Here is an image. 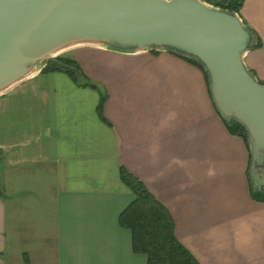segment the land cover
<instances>
[{"label":"crops","instance_id":"1","mask_svg":"<svg viewBox=\"0 0 264 264\" xmlns=\"http://www.w3.org/2000/svg\"><path fill=\"white\" fill-rule=\"evenodd\" d=\"M239 15L261 42L245 65L264 83V0H243ZM66 54L106 93L102 117L99 91L62 70L0 95V264H146L119 224L134 197L121 167L169 210L199 264H264L248 145L228 131L207 73L168 51Z\"/></svg>","mask_w":264,"mask_h":264},{"label":"water","instance_id":"2","mask_svg":"<svg viewBox=\"0 0 264 264\" xmlns=\"http://www.w3.org/2000/svg\"><path fill=\"white\" fill-rule=\"evenodd\" d=\"M254 42L239 13L204 0H0V95L79 46L192 57L220 115L246 130L248 175L264 193V84L244 62Z\"/></svg>","mask_w":264,"mask_h":264},{"label":"trees","instance_id":"3","mask_svg":"<svg viewBox=\"0 0 264 264\" xmlns=\"http://www.w3.org/2000/svg\"><path fill=\"white\" fill-rule=\"evenodd\" d=\"M229 12H240L243 0H204ZM252 33L251 29L247 27ZM261 45L255 39L251 48ZM186 61L197 65L204 72L202 64L192 57H186L178 52L167 50ZM151 52L158 53L152 49ZM62 70L79 85L95 88L97 85L86 78L81 66L75 59L63 53L46 62L41 71ZM250 71V70H249ZM251 72V71H250ZM252 73V72H251ZM260 81V80H259ZM264 84L262 81H260ZM106 93L99 91L97 112L102 117V107ZM228 131L241 137L247 144V132L244 127L234 120L226 121ZM121 181L133 193L131 202L119 214V224L131 233V246L135 253L146 257V264H199L191 252L177 239L175 222L169 210L145 187L137 177L127 169L120 168ZM256 195L264 200V193L255 189Z\"/></svg>","mask_w":264,"mask_h":264},{"label":"rangeland","instance_id":"4","mask_svg":"<svg viewBox=\"0 0 264 264\" xmlns=\"http://www.w3.org/2000/svg\"><path fill=\"white\" fill-rule=\"evenodd\" d=\"M66 54V53H65ZM77 62V61H76ZM78 63V62H77ZM79 64V63H78ZM252 191H254V189H252Z\"/></svg>","mask_w":264,"mask_h":264}]
</instances>
